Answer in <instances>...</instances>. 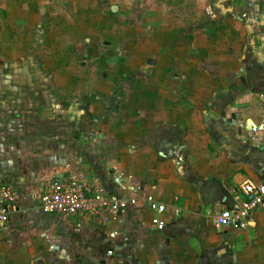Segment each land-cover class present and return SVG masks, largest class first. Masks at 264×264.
Listing matches in <instances>:
<instances>
[{
    "label": "crops",
    "instance_id": "1",
    "mask_svg": "<svg viewBox=\"0 0 264 264\" xmlns=\"http://www.w3.org/2000/svg\"><path fill=\"white\" fill-rule=\"evenodd\" d=\"M74 1L0 0V187L19 195L0 264H264V203L245 230L215 223L264 181V0H154L143 27ZM79 175L138 204L43 212L47 182Z\"/></svg>",
    "mask_w": 264,
    "mask_h": 264
},
{
    "label": "built area",
    "instance_id": "2",
    "mask_svg": "<svg viewBox=\"0 0 264 264\" xmlns=\"http://www.w3.org/2000/svg\"><path fill=\"white\" fill-rule=\"evenodd\" d=\"M258 133L256 126L251 127V137ZM246 197L236 210H222L216 217L217 226L235 231L248 227V217L264 203V181L259 184L247 182L240 186ZM18 192L11 186L0 187V226L5 225L17 200ZM43 212L75 219L82 223L97 222L107 224L120 213L138 204L137 199H119L106 195L102 190L92 187L82 175L56 178L47 182L38 196ZM149 210L157 216L164 215L167 207L153 196L145 197ZM176 215L179 211L176 210ZM153 226L162 230L165 222L160 217L152 220Z\"/></svg>",
    "mask_w": 264,
    "mask_h": 264
},
{
    "label": "rangeland",
    "instance_id": "3",
    "mask_svg": "<svg viewBox=\"0 0 264 264\" xmlns=\"http://www.w3.org/2000/svg\"><path fill=\"white\" fill-rule=\"evenodd\" d=\"M153 1L154 0H76V2L74 1V5L84 9H91L93 7L98 8V10H101V14L104 15V19H106L108 23L114 22L115 24L122 25V27H125V25L132 26L134 24H140L139 26L143 27L144 19L145 17L147 18V15L150 13L151 9H155L156 7L160 6H156V4L155 6L152 5ZM156 2H160V0H156ZM59 5L64 6V4ZM70 14L73 16L72 9L70 10ZM44 27L45 21L41 28L45 29ZM102 45H104L105 48L104 50L103 48L101 49L104 52L106 63L110 64L113 62V57H116V52L118 54V52H120L118 49L122 46L118 43H104ZM91 47V43H86L84 45L85 53L88 56L90 53L87 49H90ZM87 55H85V58L88 64H90L92 61ZM126 89L127 88H125V91ZM122 90H124V88Z\"/></svg>",
    "mask_w": 264,
    "mask_h": 264
}]
</instances>
